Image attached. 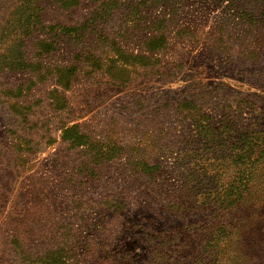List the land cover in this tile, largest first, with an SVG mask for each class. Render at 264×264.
<instances>
[{
	"label": "rangeland",
	"instance_id": "374dc122",
	"mask_svg": "<svg viewBox=\"0 0 264 264\" xmlns=\"http://www.w3.org/2000/svg\"><path fill=\"white\" fill-rule=\"evenodd\" d=\"M100 1L60 8L42 0V22L81 23ZM117 1L116 13L96 28L108 34L106 45L116 43L133 53L142 50L151 31H163L164 47L152 54L155 73L132 75L122 85L100 74L80 76L64 90L51 72L69 60L60 43L40 60L44 76L31 78L30 88L18 97L29 106L23 119L7 105L13 95L8 99L4 92L15 94L34 73L0 70V264H29L19 257L20 250L32 260L60 250L67 264H150L158 240L152 231L192 223L205 213L175 216L163 207L166 192L178 187L181 175L193 166L192 112L178 104L192 100L198 112L218 116L227 111L238 118V99L245 98L251 102L245 116L264 128V0H167L156 6ZM16 3L0 0V29ZM23 50L29 61L36 59L30 43ZM54 88L66 101L63 107L50 94ZM71 123L90 138L121 148L119 157L101 167L82 192L70 186L88 173L84 160L90 153L61 140L60 128ZM14 138L30 146L20 154L23 162L16 161L10 144ZM136 159L164 164L163 174L147 181L131 169ZM237 167L227 162L221 168L226 180ZM105 193L112 206L98 203ZM211 223L214 231H199L190 239L207 244L218 239L220 247L210 251V245L200 243V249L193 244V254H182L180 264H209L212 251L214 264H264V161L252 169L239 202ZM161 260L167 259L162 255Z\"/></svg>",
	"mask_w": 264,
	"mask_h": 264
},
{
	"label": "trees",
	"instance_id": "16d2710c",
	"mask_svg": "<svg viewBox=\"0 0 264 264\" xmlns=\"http://www.w3.org/2000/svg\"><path fill=\"white\" fill-rule=\"evenodd\" d=\"M51 1L60 8L77 6L80 2V0ZM159 1L167 0H137L136 4L150 3L156 6ZM41 2L42 0H17L0 29V70L34 73L30 74L27 86L23 87L20 84L16 87L15 94H12L11 90L4 92L8 95V99H10V95L14 97L13 100L6 101L14 114L26 119L29 106L19 102L18 97L22 91L30 88L31 78L44 76L42 71L45 67L40 60L56 51L60 43L67 48L69 60L62 65L54 66L51 72L56 84L64 90L69 88L80 76L90 77L100 74L108 81L122 85L126 84L132 75L145 76L155 73L153 69L157 61L152 58V54L164 47L162 44L163 31H151L141 47L142 50L133 53L116 43L111 42L106 45L108 34H105L104 30L100 32L96 28L99 23L109 21L116 13L115 11L119 7L117 0L100 1L97 8L90 12L85 21L71 26L44 24L40 14ZM25 43L26 45L30 43L36 59L29 61L25 57L23 50ZM103 47L106 50H102ZM137 69H141V72H138ZM50 94L54 96L55 100L61 101V107H63L66 101L62 95L57 93V88H54ZM178 106L192 112L189 113L188 119L191 141L189 161L193 166L192 169H187L190 171L181 175L184 180L180 181L179 179L178 187L166 192L168 199L163 207L175 216L203 211L205 213L192 223L152 231L154 233L152 239L154 242L156 239L158 240L153 245L152 250L156 253L150 259V264H180L184 258L182 254H193L191 246L197 242L192 241L190 237H194L199 231H206L207 234L214 231L211 228L214 217L221 210L231 208L239 202L248 188L252 169L257 163L264 161V128L256 126L245 116L251 106L249 100L238 99V118L234 117L235 114H230L227 111L218 116L198 112L197 106L192 100L181 101ZM60 138L70 148L85 146L90 153L84 160L88 173L80 174L81 179L75 181L72 186L69 185L74 188L71 190L79 192L85 190L86 182L89 179L93 180L95 174L99 173V169L106 166L111 158L119 157V153L121 154V148L117 144L90 138L77 123L62 126ZM14 140L10 144L15 152L16 161L23 162L20 154L30 150V146L20 139L17 141L14 138ZM216 151H221V155L217 156ZM227 162L231 165H238L230 180H226L227 173L221 171ZM94 163L99 165L98 168ZM130 167L139 176L152 182L161 177L165 166L148 159L144 161L136 159L133 164H130ZM107 194H101L98 203L108 204L109 207L113 204H110L111 198L108 199ZM216 231L218 234L222 232L220 229ZM211 237L216 238V236ZM83 241L84 247H88V239ZM219 242L220 240L217 239L213 244L210 240L207 244V241L200 239L197 244L200 249L202 248L200 243H203V248L210 245L211 251L214 247H220L221 243ZM14 246L16 249L20 248L18 244ZM196 247L198 248L197 245L193 248ZM19 255V257L24 256L29 264H67L66 254L60 250L47 251L33 260L26 253L24 254V250H20ZM162 255L165 256L166 261L161 260ZM196 260L194 259L193 262ZM215 260L216 256L212 251L209 254L208 262L214 264Z\"/></svg>",
	"mask_w": 264,
	"mask_h": 264
}]
</instances>
